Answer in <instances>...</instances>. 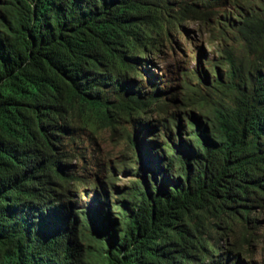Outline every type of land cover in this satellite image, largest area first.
<instances>
[{"label": "trees", "instance_id": "obj_1", "mask_svg": "<svg viewBox=\"0 0 264 264\" xmlns=\"http://www.w3.org/2000/svg\"><path fill=\"white\" fill-rule=\"evenodd\" d=\"M216 1L0 0V264H238L259 240L264 0ZM188 21L222 46L172 82ZM105 129L128 179L105 168L79 204L78 144Z\"/></svg>", "mask_w": 264, "mask_h": 264}, {"label": "rangeland", "instance_id": "obj_2", "mask_svg": "<svg viewBox=\"0 0 264 264\" xmlns=\"http://www.w3.org/2000/svg\"><path fill=\"white\" fill-rule=\"evenodd\" d=\"M216 3L215 9L220 13L218 18L223 14L230 15V11L237 6L245 9L258 6L255 0H251L248 4H245L246 2L243 0H217ZM218 32V25H214L211 30V27L199 21L186 22L184 29L175 34L171 44L168 43L165 46L163 52L165 63L157 71L160 72L161 69H164L166 77H170L167 79L172 82L174 80L171 79L179 76L185 70L199 68L208 73V63L217 61V49L222 46L217 38ZM78 145L82 147L80 149H84L86 160L90 162L84 169L80 168L82 182L72 189L79 204H86L93 198L95 193L92 192V188L100 179L103 180L101 177L105 168H110L113 181L117 186L128 179V176H125L126 174L120 170L121 163L129 159L127 145L121 137H111L110 131L105 129L100 131L97 138H88ZM79 164L81 165L83 162L80 161ZM101 198L105 200L103 195ZM257 237H259L257 242L243 245L240 248L238 264H264V226L259 227Z\"/></svg>", "mask_w": 264, "mask_h": 264}]
</instances>
